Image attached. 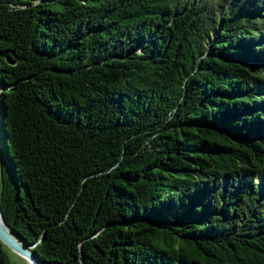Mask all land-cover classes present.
I'll return each instance as SVG.
<instances>
[{
    "label": "trees",
    "instance_id": "16d2710c",
    "mask_svg": "<svg viewBox=\"0 0 264 264\" xmlns=\"http://www.w3.org/2000/svg\"><path fill=\"white\" fill-rule=\"evenodd\" d=\"M0 213L40 264H264V0H0Z\"/></svg>",
    "mask_w": 264,
    "mask_h": 264
},
{
    "label": "water",
    "instance_id": "95a60500",
    "mask_svg": "<svg viewBox=\"0 0 264 264\" xmlns=\"http://www.w3.org/2000/svg\"><path fill=\"white\" fill-rule=\"evenodd\" d=\"M0 242L3 243L10 251L16 253L25 260V264H40L38 257L20 242L8 228L0 213Z\"/></svg>",
    "mask_w": 264,
    "mask_h": 264
},
{
    "label": "rangeland",
    "instance_id": "374dc122",
    "mask_svg": "<svg viewBox=\"0 0 264 264\" xmlns=\"http://www.w3.org/2000/svg\"><path fill=\"white\" fill-rule=\"evenodd\" d=\"M9 259L14 264H25V260L12 251L9 252Z\"/></svg>",
    "mask_w": 264,
    "mask_h": 264
}]
</instances>
